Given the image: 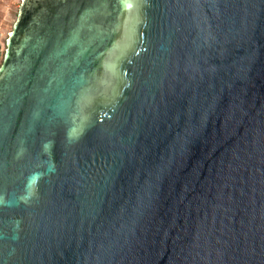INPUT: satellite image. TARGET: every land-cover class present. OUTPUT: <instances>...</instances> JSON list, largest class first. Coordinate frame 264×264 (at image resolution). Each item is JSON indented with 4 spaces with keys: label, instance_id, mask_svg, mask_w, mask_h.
<instances>
[{
    "label": "water",
    "instance_id": "1",
    "mask_svg": "<svg viewBox=\"0 0 264 264\" xmlns=\"http://www.w3.org/2000/svg\"><path fill=\"white\" fill-rule=\"evenodd\" d=\"M0 264H264V0H22Z\"/></svg>",
    "mask_w": 264,
    "mask_h": 264
},
{
    "label": "rangeland",
    "instance_id": "2",
    "mask_svg": "<svg viewBox=\"0 0 264 264\" xmlns=\"http://www.w3.org/2000/svg\"><path fill=\"white\" fill-rule=\"evenodd\" d=\"M22 0H1L0 1V44L5 45L8 35L17 20ZM16 15V18H15Z\"/></svg>",
    "mask_w": 264,
    "mask_h": 264
},
{
    "label": "trees",
    "instance_id": "3",
    "mask_svg": "<svg viewBox=\"0 0 264 264\" xmlns=\"http://www.w3.org/2000/svg\"><path fill=\"white\" fill-rule=\"evenodd\" d=\"M15 18H16V15H15ZM4 51H5V45H0V67L3 62Z\"/></svg>",
    "mask_w": 264,
    "mask_h": 264
},
{
    "label": "built area",
    "instance_id": "4",
    "mask_svg": "<svg viewBox=\"0 0 264 264\" xmlns=\"http://www.w3.org/2000/svg\"><path fill=\"white\" fill-rule=\"evenodd\" d=\"M1 1V0H0ZM0 11H1V9H0ZM0 14H1V12H0ZM1 45V44H0Z\"/></svg>",
    "mask_w": 264,
    "mask_h": 264
}]
</instances>
